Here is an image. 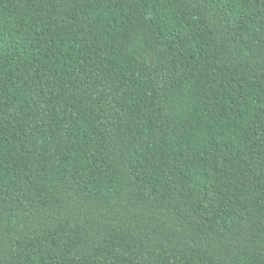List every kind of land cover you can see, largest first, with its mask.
Returning a JSON list of instances; mask_svg holds the SVG:
<instances>
[{
    "label": "trees",
    "instance_id": "16d2710c",
    "mask_svg": "<svg viewBox=\"0 0 264 264\" xmlns=\"http://www.w3.org/2000/svg\"><path fill=\"white\" fill-rule=\"evenodd\" d=\"M0 264H264V0H0Z\"/></svg>",
    "mask_w": 264,
    "mask_h": 264
}]
</instances>
